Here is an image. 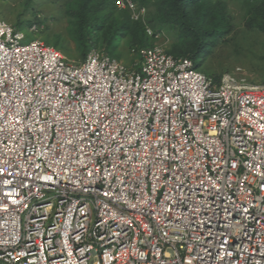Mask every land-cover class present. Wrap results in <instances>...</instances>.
Here are the masks:
<instances>
[{"label": "built area", "instance_id": "built-area-1", "mask_svg": "<svg viewBox=\"0 0 264 264\" xmlns=\"http://www.w3.org/2000/svg\"><path fill=\"white\" fill-rule=\"evenodd\" d=\"M25 39L0 18V264H264V83Z\"/></svg>", "mask_w": 264, "mask_h": 264}, {"label": "trees", "instance_id": "trees-1", "mask_svg": "<svg viewBox=\"0 0 264 264\" xmlns=\"http://www.w3.org/2000/svg\"><path fill=\"white\" fill-rule=\"evenodd\" d=\"M33 1L26 0L27 3ZM65 1L63 14L72 26L71 31L83 59L91 47H98L96 43L99 40L112 54L119 42H125L128 51L133 47L147 46L154 39L146 34L142 22L130 19L128 10L117 9L116 0ZM137 1L147 8V23L155 33L162 34L166 29H172L178 35L179 43L170 51L165 49L166 52L192 59L196 68L201 67L204 57L213 53L216 45L224 42L231 33L233 22L229 2L236 4L242 12L245 28L264 34V0ZM151 7L152 13L149 14ZM32 14H36L32 20L17 21L14 27L19 30H28L33 24L45 27L46 18L41 20L38 13ZM54 45L57 47V43Z\"/></svg>", "mask_w": 264, "mask_h": 264}, {"label": "rangeland", "instance_id": "rangeland-1", "mask_svg": "<svg viewBox=\"0 0 264 264\" xmlns=\"http://www.w3.org/2000/svg\"><path fill=\"white\" fill-rule=\"evenodd\" d=\"M65 2V0H35L27 3L26 0H0V18L15 26L17 21L32 20L36 15L32 13H38L37 16L41 20L46 18L45 27L35 26L34 31L38 30L36 33L23 30L26 36L24 42L39 38L60 50L67 58L80 62L83 57L79 45L71 31L72 26L63 14ZM228 8L233 22L231 33L225 37L224 42L216 45L213 53L204 57L201 67L197 69L206 75L217 77L238 67L248 74L250 80L264 83V34L245 28L242 12L236 4L229 2ZM148 13H152V7ZM178 38L174 30L166 29L158 38L151 39L147 46L156 43L170 51L179 43ZM56 43L57 47L54 45ZM96 44L102 51L115 59H120L127 66L135 60L129 50L127 51L125 42H119L112 54L106 50V45L101 40ZM136 68L139 70V66Z\"/></svg>", "mask_w": 264, "mask_h": 264}, {"label": "clouds", "instance_id": "clouds-1", "mask_svg": "<svg viewBox=\"0 0 264 264\" xmlns=\"http://www.w3.org/2000/svg\"><path fill=\"white\" fill-rule=\"evenodd\" d=\"M118 9V8H117ZM32 26H38V25H36V24H33ZM32 26H30V28L32 27ZM29 30V29H28ZM36 32H38V30H36V31H34L33 33H36ZM47 44V43H46ZM49 45V44H48ZM120 60V59H119Z\"/></svg>", "mask_w": 264, "mask_h": 264}]
</instances>
